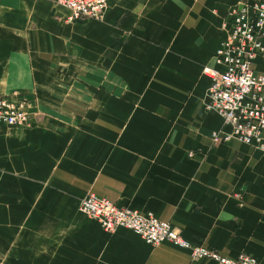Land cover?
Segmentation results:
<instances>
[{
    "label": "crops",
    "instance_id": "0c3cea01",
    "mask_svg": "<svg viewBox=\"0 0 264 264\" xmlns=\"http://www.w3.org/2000/svg\"><path fill=\"white\" fill-rule=\"evenodd\" d=\"M240 1L108 0L66 23L55 0H0V94L29 99L26 125L0 123V264H219L107 232L79 210L89 193L264 264V152L213 140L203 73Z\"/></svg>",
    "mask_w": 264,
    "mask_h": 264
},
{
    "label": "built area",
    "instance_id": "2783aa9c",
    "mask_svg": "<svg viewBox=\"0 0 264 264\" xmlns=\"http://www.w3.org/2000/svg\"><path fill=\"white\" fill-rule=\"evenodd\" d=\"M65 7L64 22L101 19L108 0H55ZM221 42L214 54L217 67L205 66L210 78L208 108L217 111L224 126L213 131L215 142L239 140L264 152V73H257L254 60L264 58V0H242L229 9L221 25ZM29 99L20 90L0 94V123L24 126L28 123ZM79 210L97 220L110 233L127 228L151 245L171 242L188 250L192 258H207L219 264H261L256 257L240 253L220 255L211 247L194 245L168 220L153 212L118 206L112 200L89 193Z\"/></svg>",
    "mask_w": 264,
    "mask_h": 264
}]
</instances>
